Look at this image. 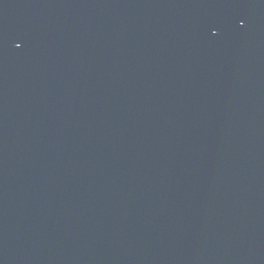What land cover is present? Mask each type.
<instances>
[{
    "label": "water",
    "instance_id": "obj_1",
    "mask_svg": "<svg viewBox=\"0 0 264 264\" xmlns=\"http://www.w3.org/2000/svg\"><path fill=\"white\" fill-rule=\"evenodd\" d=\"M0 264H264V0H0Z\"/></svg>",
    "mask_w": 264,
    "mask_h": 264
}]
</instances>
